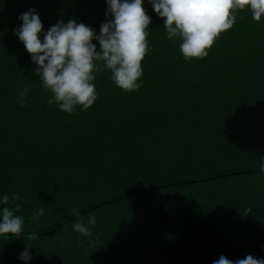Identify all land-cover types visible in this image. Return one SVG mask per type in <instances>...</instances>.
<instances>
[{"label": "trees", "instance_id": "16d2710c", "mask_svg": "<svg viewBox=\"0 0 264 264\" xmlns=\"http://www.w3.org/2000/svg\"><path fill=\"white\" fill-rule=\"evenodd\" d=\"M143 6V86L126 93L105 71L93 81V107L68 114L47 104L52 94L14 30L34 8L44 33L72 19L99 34L106 0H0V199L19 195L25 236L38 237L0 236V264L264 259V16L236 10L209 55L186 62ZM89 214L92 247L73 229ZM26 244L28 262L19 259Z\"/></svg>", "mask_w": 264, "mask_h": 264}, {"label": "clouds", "instance_id": "9594fccd", "mask_svg": "<svg viewBox=\"0 0 264 264\" xmlns=\"http://www.w3.org/2000/svg\"><path fill=\"white\" fill-rule=\"evenodd\" d=\"M155 13L164 20V29L169 40H179V49L186 62L202 60L222 33L236 23V10H250L254 21L264 16V0H148ZM105 16L109 19L100 25L99 34L76 20L58 21L43 32V24L36 9H29L19 16L22 24L14 34L23 43L36 65L34 75L52 96L49 106L56 104L60 111L76 114L79 106L87 112L98 98L95 85L97 75L111 73L112 82L122 91L132 93L143 86L141 67L147 53L151 52L148 36L151 17L143 6V0H106ZM43 36V40H41ZM97 41V45L93 43ZM139 81V82H138ZM29 88L18 93V103L24 107ZM264 171V165L261 166ZM19 195H4L0 204V236L6 238L37 239L35 233L25 236V218L18 213L21 205ZM10 201L14 207L8 206ZM74 216H80L77 209ZM44 215L40 208L33 219ZM94 214H89L87 223L78 220L73 229L89 238V246L98 242L93 239L91 227L96 224ZM26 244L19 259H32ZM213 264H264V259L247 255L243 259L230 260L221 255Z\"/></svg>", "mask_w": 264, "mask_h": 264}]
</instances>
